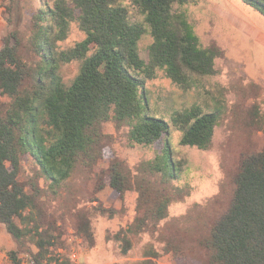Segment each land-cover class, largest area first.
I'll return each mask as SVG.
<instances>
[{
  "label": "trees",
  "instance_id": "trees-1",
  "mask_svg": "<svg viewBox=\"0 0 264 264\" xmlns=\"http://www.w3.org/2000/svg\"><path fill=\"white\" fill-rule=\"evenodd\" d=\"M189 1L132 0L144 15L140 22L122 0H44L24 40L9 20L0 47V95L11 100L0 111V224L16 242L8 252L13 264H74L69 256L51 254L52 247L65 245L64 226L49 209L41 179L51 188L77 172H94L107 150L106 122L128 126L132 146L153 145L175 127L183 133L182 145L210 147L218 121L215 112L194 104L170 120L149 113L147 83L161 70L185 89L192 86V75L214 71V49L174 27V4ZM243 1L264 15V0ZM74 25L83 38L66 46ZM145 34L153 42L143 57L140 43ZM75 61L79 71L67 83L62 67ZM36 102L42 104L40 114ZM23 161L35 165L25 179ZM177 170L172 157L164 164L144 162L136 173L116 158L108 168H100L94 190L110 187L121 199L129 190L138 191L137 214L127 231L156 232L174 198L152 176L160 174L167 181L178 175ZM97 209L115 212L100 203ZM91 214L84 206L68 212L76 233L93 248L97 238ZM115 236L123 239L127 253L132 243L125 230ZM197 242L211 252L206 264H264V149L244 159L233 205L213 224L210 235L198 236ZM167 244V251L175 246L172 240ZM24 253L31 256L29 262L22 259ZM145 254L139 264H156L155 250Z\"/></svg>",
  "mask_w": 264,
  "mask_h": 264
},
{
  "label": "rangeland",
  "instance_id": "rangeland-1",
  "mask_svg": "<svg viewBox=\"0 0 264 264\" xmlns=\"http://www.w3.org/2000/svg\"><path fill=\"white\" fill-rule=\"evenodd\" d=\"M42 2L44 0H0V47L8 32L9 20L22 31L23 40L27 39L32 30V17ZM122 3L130 8L136 20L144 21V15L132 5V0H122ZM172 13L174 27L181 35L192 33L203 47L214 49V71L192 75V86L185 89L161 70L157 78L147 83L149 113L170 120L175 112L194 104L213 111L218 121L212 143L208 149L182 145L183 133L172 127L169 135L153 145L132 146L128 126L118 127L114 120L106 122L103 132L107 136V150L94 172L87 176L77 172L51 188L47 179H41L49 194V209L58 215L64 226L65 245L52 247L53 256L72 258L75 249L74 264H139L146 258V251L153 249L158 254L153 258L156 264H206L211 252L197 242V237L209 236L213 224L233 205L244 159L264 149V43L257 37L264 34V15L243 0L177 2ZM238 20L254 28V32H248ZM81 38L82 32L74 25L66 46ZM152 42L153 37L145 34L140 43L143 57L147 56ZM79 68L78 61L63 65L61 71L67 83ZM10 101L0 95V111ZM37 104L40 114L42 104ZM168 157L173 158L178 175L167 181L160 174L152 179L174 198L169 215L156 232L134 235L127 229L137 214L138 191H127L124 199L110 187L96 193L98 172L100 168H108L116 158L136 173L142 163L157 160L164 164ZM34 169L32 161H23L21 178L32 175ZM93 196L98 197L97 201H90ZM99 203L108 209L114 208V214L100 213ZM82 206L92 212L90 218L97 238L93 248L76 233L69 219V210ZM121 229L132 243L127 253L122 249L123 239L115 236ZM169 240L175 246L169 245L171 249L167 251ZM22 259L29 262L31 256L24 253ZM0 262L7 264L5 258Z\"/></svg>",
  "mask_w": 264,
  "mask_h": 264
},
{
  "label": "crops",
  "instance_id": "crops-1",
  "mask_svg": "<svg viewBox=\"0 0 264 264\" xmlns=\"http://www.w3.org/2000/svg\"><path fill=\"white\" fill-rule=\"evenodd\" d=\"M241 24L248 32L253 33L254 28L244 25V23L241 20H238V24ZM258 39L264 43V34L260 33L258 34ZM3 225V224H2ZM6 229L0 224V260L5 258L7 260V264H13L11 259L9 258L8 252L14 248H16V242L12 238V236L7 232L6 234L4 233ZM1 264V262H0Z\"/></svg>",
  "mask_w": 264,
  "mask_h": 264
},
{
  "label": "built area",
  "instance_id": "built-area-1",
  "mask_svg": "<svg viewBox=\"0 0 264 264\" xmlns=\"http://www.w3.org/2000/svg\"><path fill=\"white\" fill-rule=\"evenodd\" d=\"M71 257L75 260L77 258V252H75V249H73L71 253Z\"/></svg>",
  "mask_w": 264,
  "mask_h": 264
}]
</instances>
